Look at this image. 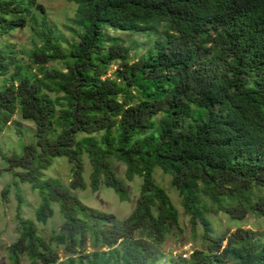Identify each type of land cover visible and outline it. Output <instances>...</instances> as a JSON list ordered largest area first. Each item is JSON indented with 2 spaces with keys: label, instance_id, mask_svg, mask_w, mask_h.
<instances>
[{
  "label": "trees",
  "instance_id": "obj_1",
  "mask_svg": "<svg viewBox=\"0 0 264 264\" xmlns=\"http://www.w3.org/2000/svg\"><path fill=\"white\" fill-rule=\"evenodd\" d=\"M65 1L80 32L64 43L36 0H0V131L15 114L35 127L18 153L0 149V173L39 197L34 221L16 216L11 263L56 264L55 245L70 256L65 264H264V233L238 227L212 236L207 218L264 220V0ZM28 26L30 48L17 51L10 40ZM161 27L163 40L134 63L132 45L107 35ZM84 155L92 192L110 188L125 202L127 183L140 179L126 219L73 194L87 187ZM55 158L72 166L67 186L45 177ZM112 159L125 166L124 180ZM156 168L171 176L193 233L201 226L203 250H163L180 234L179 214L154 182ZM53 205L61 230L45 242L36 224L53 217Z\"/></svg>",
  "mask_w": 264,
  "mask_h": 264
},
{
  "label": "rangeland",
  "instance_id": "obj_2",
  "mask_svg": "<svg viewBox=\"0 0 264 264\" xmlns=\"http://www.w3.org/2000/svg\"><path fill=\"white\" fill-rule=\"evenodd\" d=\"M36 4L42 6L44 10L43 16L46 19L48 27L55 28L57 35L63 36L64 43L71 41L74 33L79 34L80 29L74 23V14L76 7L72 3H68L65 0H36ZM34 12V11H33ZM38 21L41 15L35 13ZM30 26H28L22 34H16L10 41L15 45V49L28 50L30 48ZM162 27L155 30V32H149L144 35H128L123 32H114L113 30H107L108 37H119L125 44L132 45V50L129 53L131 62H135L138 59L146 58L149 51H153L157 43L163 40ZM76 39V38H75ZM24 61L26 56L19 54ZM51 66L62 68V65L52 63ZM119 64L114 62L111 64L107 76L114 77L117 72ZM159 120V116L157 120ZM35 127L33 123L21 119L18 114H15L6 126L0 131V149L7 155L18 153L23 145L30 143L33 140V134ZM80 138L82 136H79ZM83 174L82 177L86 184V189L81 191H73L78 199L89 208L99 210L104 213L112 214L119 220L126 219L134 209L135 200L138 196L140 179L135 178L133 182L127 183L129 191V199L125 202H121L115 192L103 187L98 192H92L89 187V174L91 167L88 159L84 155L83 158ZM112 167L117 177L121 180L125 179V166L112 159ZM52 166L45 172L46 178H55L62 182L64 186H67L71 180V165L65 158H55L52 162ZM3 166L0 160V169ZM153 180L156 184L161 186L167 195L169 196L173 206L177 209L179 214L178 226L179 232L174 230V235L167 237L163 250L165 253L171 256L183 255L188 256L193 250H203L204 244L201 240L203 230L201 226L195 229V233L192 231V227L189 224V218L185 216L182 208V199L178 194V191L171 186V176L163 173L159 168L153 171ZM16 183V184H15ZM15 184V185H14ZM39 204V197L37 192L31 191L30 187L26 184H18L17 180L12 175L7 173H0V264H13L9 259L8 247L15 243L18 238V220L16 216L19 214L23 220L30 219L34 221V212ZM54 215L48 219L45 224H36V230L38 235L47 242L51 236L60 232L62 219L59 217L58 206L53 205ZM210 222V228L212 230V236H223L225 233H232L238 227L242 229H253L257 233H264V220L254 216L247 217L244 221L231 219L224 213H219L217 216H208ZM225 242L222 243V246ZM54 250L57 252L58 261L56 264H65L66 260L70 258L66 254L63 246H55ZM77 251H81L77 248ZM110 253L109 256L115 257L116 254L109 252V250L103 249L102 252ZM84 253L91 252L89 242L84 247ZM83 254V253H81ZM75 259V257H72ZM21 264H28L26 258H23Z\"/></svg>",
  "mask_w": 264,
  "mask_h": 264
}]
</instances>
